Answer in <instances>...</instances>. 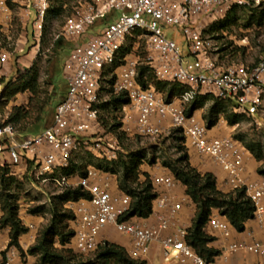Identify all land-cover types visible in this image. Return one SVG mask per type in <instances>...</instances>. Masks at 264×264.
Listing matches in <instances>:
<instances>
[{
  "label": "built area",
  "instance_id": "2783aa9c",
  "mask_svg": "<svg viewBox=\"0 0 264 264\" xmlns=\"http://www.w3.org/2000/svg\"><path fill=\"white\" fill-rule=\"evenodd\" d=\"M24 8L35 13L34 27L39 38L51 9V0H18ZM10 0H0V13L9 15ZM260 0H89L78 1L72 15L64 24L61 36L77 42L65 62L68 91L54 115L53 124L41 134L24 136L9 123V116L0 114V170L34 166V176L42 184L53 183L66 191L81 189L88 194L69 204L75 214V236L71 248L79 255H90L110 244L103 232L113 228L128 238L129 256L147 262L153 248L159 246L165 264H216L200 257L187 242L189 229L181 227L177 216L185 200L178 199L176 189L181 185L172 174L151 178L157 195L150 216L151 223L123 219L130 213L132 198L112 191V174L94 167L86 177L65 175L71 160L81 145L98 153L102 159L115 161L119 149L103 139L85 140L88 133L102 130L99 122L100 93L106 72L129 50L116 69L113 85L115 95L126 94L123 131L157 139L180 132L190 153L202 160H211L227 175L231 193L244 192L255 208L253 221L260 227L262 237L253 232L237 241L238 233L222 216H213L206 229L221 234L226 243L224 255L245 254L264 258V177H248L247 158L250 153L234 138L210 136L207 122L196 112L189 115L193 103L202 97H213L231 104L239 116L253 119L263 126L264 57L253 66L244 64L219 66L212 54V42L205 39L210 24L226 19L235 8H244ZM168 28L181 31L189 43L195 61L186 62L181 47L168 33ZM145 42L146 59L139 55ZM9 54L2 53L0 62L6 64ZM150 67L162 83L179 84L184 92L173 102L152 86L144 89L139 82V67ZM263 113V114H262ZM16 175V174H15ZM165 211V213H163ZM137 218V217H136ZM0 264H20L16 247L1 242Z\"/></svg>",
  "mask_w": 264,
  "mask_h": 264
},
{
  "label": "rangeland",
  "instance_id": "374dc122",
  "mask_svg": "<svg viewBox=\"0 0 264 264\" xmlns=\"http://www.w3.org/2000/svg\"><path fill=\"white\" fill-rule=\"evenodd\" d=\"M78 1L80 0H68V7L62 14L55 15L49 13L46 18L41 38L43 53L37 63L40 71L39 95L34 97L32 94L28 104L19 103L28 112L27 120L24 123L14 124L21 133L31 136V134H35L34 130L37 127H39L38 129L49 128L52 125L56 106L65 98L67 83L65 77H58V74H60L64 61L67 58L66 50L71 49V46H74L77 42L66 41L60 38L58 41L62 43L61 47L56 50L55 45L58 42L57 37L61 36L66 19L73 14ZM263 14L264 0H260L259 3H251L244 8H235L234 12L229 13L225 20L209 25L205 31V39L212 42V54L219 66L229 67L239 64L253 66L261 61L264 57V23H262L261 19ZM35 19L36 16L34 15ZM168 33L171 36L173 35V38L181 47L185 61L194 62L195 58L190 55L187 38L181 31L168 28ZM145 47V42L142 41L139 47V55L142 60L146 58ZM115 75L109 73L106 76L107 79L100 93L97 109L102 130L97 132L98 130L96 129L88 133L84 139L90 142H94L98 138L103 139L108 149H110L109 146L119 149L118 159L124 156V160H129L128 155L133 154L137 159L142 160L143 163L140 170L143 176L142 181L147 179V175L151 178L149 174H144L143 170L149 171L152 174L157 170H165L173 175V168H175L176 162L184 156L186 149L188 150L186 141L185 145L180 141L183 137L182 134L174 131L170 135L157 139L144 138L133 134L128 136L123 131L125 110L117 112L114 111L113 107L107 109L99 108L111 101L112 95L109 93V82ZM144 79L147 80L150 86L155 89L157 88L159 81L152 73L147 72ZM4 89L5 84L0 83V102L5 91ZM171 89L172 86L168 85L161 92L169 98ZM218 103L217 99L208 96L205 104L200 109L201 117L206 120L212 108ZM262 111H264V107ZM234 116L241 117V119L238 124L231 126L229 120L230 118L233 119ZM262 119L263 126L259 127L253 119L237 115L233 106L226 103L220 121L221 126H224L229 131L230 137L238 141L250 153L257 163L258 174L264 177V114ZM119 124H122L120 125L121 129H115ZM188 153L190 160L194 158V154L190 153V150H188ZM258 158H260V161ZM118 159L115 161L102 159L98 153L96 154L93 150H87L84 145H81L71 160L70 169L74 168L78 170L80 168L87 169L88 167L98 169L97 166L106 167L107 164H116ZM153 159H156V161H153ZM116 169L119 172L122 170L121 167H116ZM33 172L34 166L29 163L27 171L25 169H17L16 173H10L9 176L15 180L11 184L9 183V186H11L10 194L19 197L24 204L29 205L30 213L37 212L36 216H40L45 220L46 224L44 227L47 228L54 220L55 210H57L61 202H64L67 191L57 187L53 183L42 184L38 182ZM102 172L107 173L105 171ZM260 172H262V175ZM3 175L4 173L0 171V194L3 189ZM117 177L120 189L119 180L121 174ZM65 206H68V204ZM62 212L61 214H64ZM74 256L76 257L74 264H79L81 262L94 261L96 253L86 256Z\"/></svg>",
  "mask_w": 264,
  "mask_h": 264
},
{
  "label": "trees",
  "instance_id": "16d2710c",
  "mask_svg": "<svg viewBox=\"0 0 264 264\" xmlns=\"http://www.w3.org/2000/svg\"><path fill=\"white\" fill-rule=\"evenodd\" d=\"M67 2L68 0H51V9L49 13L55 15L62 14L68 7ZM234 10H232L230 14L233 13ZM261 19L262 23H264V14ZM61 45L62 43L58 41L55 45V49H59ZM128 53L129 50H125L118 63L114 68L109 69L105 76H108L109 73L115 74L116 69L122 63L123 57ZM37 63L30 71L22 75L15 85H11L12 88L10 90L8 89L4 93L3 100L0 103V114L5 113L6 107L10 101L20 93L29 91L34 97L39 95L40 71L37 67ZM147 72L153 74L150 67L146 65L139 67V82L144 89H149L150 87L147 80L144 79ZM115 79L116 75L109 82V93L112 95L111 101L103 104V106H100L99 108L107 109L113 107L114 111L122 112L129 104V99L126 94H114L113 85ZM168 85H171L172 89L169 92V98L167 97V99L169 102H173L184 92V88L179 84L159 82L156 91L163 94L161 91H163L164 87ZM206 99L207 97L197 99L189 108L188 114L191 115L195 111L200 110L205 104ZM217 101L219 103L212 108L210 115L205 120L209 129H213L219 124L221 114L227 103L219 100ZM27 115L28 112L22 107H16L13 109L8 122L11 124L24 123L27 120ZM240 119L241 117L234 116L233 119L230 118L229 124L234 126L240 122ZM120 125L122 124H119L115 129H121ZM180 141L185 145L186 140L184 136ZM124 159V156H121L116 164H107L106 167H97L100 171L102 170L115 176L121 174L119 180L120 190L132 198L131 211L123 220L129 221L135 217L148 219L152 215L153 203L157 197L151 178L147 175L145 181L141 180L140 170L142 168V160L137 159L133 154L128 155L129 160ZM258 160L260 161V158H258ZM153 161H156V159H153ZM116 167H121V172H119ZM87 170L88 168H80L78 170L71 168L65 171V175L74 176L78 173L80 177H86ZM0 171L4 173L2 178L3 189L0 194V205L3 212V216L0 219V228H9L11 230L10 245L20 249V238L28 233V228L23 225L19 217L21 199L10 194L11 186H9V183L11 184V182L15 180L9 176V169L5 168ZM260 174L262 175V172H260ZM173 175L186 189V195L196 207V214L192 227L189 229L187 242L200 257L210 263H215L216 259L221 256V252L210 247V245L215 242V238L209 236L206 232V228L211 218L214 216V212L218 211L220 216L225 217L238 233H244L246 230V224L254 219V205L246 197L244 192L223 193L219 191L217 180L214 175L201 174L191 165L187 149L184 156L176 162L175 168H173ZM87 197L88 194L84 193L81 189L67 191L64 202H61L60 206L55 210L52 224L41 232L38 244L29 251L30 255L39 257L37 264L75 263L76 257L74 255H79L71 248L75 236L73 228L75 214L72 210L66 208L65 205ZM61 212L64 214H61ZM32 214L36 215L37 212H32ZM94 253H96L94 261L81 262L79 264H147V262L132 259L124 248L115 244H107L105 247L100 248Z\"/></svg>",
  "mask_w": 264,
  "mask_h": 264
},
{
  "label": "crops",
  "instance_id": "0c3cea01",
  "mask_svg": "<svg viewBox=\"0 0 264 264\" xmlns=\"http://www.w3.org/2000/svg\"><path fill=\"white\" fill-rule=\"evenodd\" d=\"M10 14L5 15L0 13V56L2 53L9 54V61L6 64H2L0 62V83L5 84V91L2 95V100L4 97V93L12 88L11 85H15L20 77L30 71L35 64L38 62L39 57L42 56L43 48H42V40L39 38V35L35 31L34 27V15L35 13L30 11V15L28 14V10L24 8L22 3L18 0H10L9 2ZM76 45V44H75ZM74 46H71V49H67V58L64 61L63 68L60 71L59 76L65 77V62L70 56L71 51L74 49ZM63 49V47H62ZM66 78V77H65ZM66 80V79H65ZM67 83V81H66ZM68 91V84H67ZM67 94V93H66ZM30 97H32V93L27 91L25 93H20L16 95L6 107L4 115L10 117L12 111L16 107H21L19 103H29ZM66 97V95H65ZM65 99V98H64ZM63 99V100H64ZM1 100V102H2ZM60 101L58 105L63 102ZM0 102V103H1ZM57 105V106H58ZM56 106V108H57ZM55 108V110H56ZM197 116L201 117V110L195 111ZM2 114V113H1ZM55 115V111H54ZM54 115L52 124L54 121ZM35 128V134H31V136H35L44 132L45 129ZM24 136H30L26 133H22ZM210 136L214 138H224L229 137L230 133L224 126H221V121L219 124L211 129ZM193 155V154H192ZM191 165L198 170L201 174H212L215 176L217 180L218 190L223 193H231L230 189L226 184L227 175L223 171V169L213 163L211 160H202L198 155L194 154V158L190 160ZM247 167H248V177L251 180H258L263 178L258 174V166L256 161L250 157L247 158ZM91 168V167H88ZM24 170L23 168H20ZM19 173V172H18ZM144 174H149L151 178L157 175H167L170 174L165 170L155 171L152 174L149 171L143 170ZM22 176V175H21ZM75 177H80V175L76 174ZM141 180H143V176L141 175ZM145 180V179H144ZM112 191L118 192L120 191L118 187V177L112 176ZM176 194L178 195V199L183 201L185 200V205L182 211L177 216L178 224L186 229H190L193 224V220L196 214V207L192 203L191 199L186 195V189L180 185L176 189ZM66 208H69V204ZM29 205L24 204L20 201V213L19 217L25 227L28 228V233L23 235L20 238L19 244L20 249L19 252L21 254L20 264H37L39 261L38 256H33L29 254V251L38 244V239L40 238L41 232L45 229L44 225L45 220L36 216L29 212ZM165 213V211H163ZM219 212L215 211L214 216H219ZM3 216V212L0 205V219ZM139 220L141 223H151L150 218L141 219L136 218L134 221ZM10 229H2L1 232V242L5 246L10 245ZM206 232L209 236L215 238V242L210 245L211 248H214L221 252V256L216 259V264H264V258L255 257L245 254H233V255H224V248L226 247V243L223 241L221 234L214 232L212 230L206 229ZM248 232H253L257 238L262 237V233L259 225L255 221H249L246 224V230L244 233L235 236L237 241H243L246 239V234ZM103 236L108 239L110 244L118 245L128 251L130 247V242L128 238L118 234L113 228H107L103 232ZM24 254V256H23ZM147 264H165L162 258L161 249L159 246H155L152 251V255L150 259L147 261ZM177 264V263H172Z\"/></svg>",
  "mask_w": 264,
  "mask_h": 264
}]
</instances>
